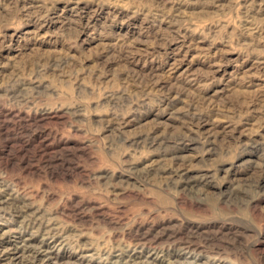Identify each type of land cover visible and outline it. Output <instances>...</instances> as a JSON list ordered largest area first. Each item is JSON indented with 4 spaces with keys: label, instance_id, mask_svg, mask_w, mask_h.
<instances>
[{
    "label": "rangeland",
    "instance_id": "374dc122",
    "mask_svg": "<svg viewBox=\"0 0 264 264\" xmlns=\"http://www.w3.org/2000/svg\"><path fill=\"white\" fill-rule=\"evenodd\" d=\"M0 264H264V0H0Z\"/></svg>",
    "mask_w": 264,
    "mask_h": 264
}]
</instances>
